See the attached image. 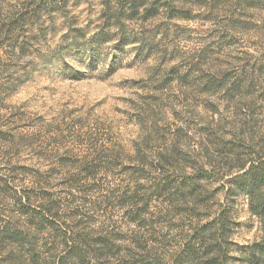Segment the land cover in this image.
<instances>
[{"label":"rangeland","instance_id":"obj_1","mask_svg":"<svg viewBox=\"0 0 264 264\" xmlns=\"http://www.w3.org/2000/svg\"><path fill=\"white\" fill-rule=\"evenodd\" d=\"M131 3L0 0V264H264V0Z\"/></svg>","mask_w":264,"mask_h":264},{"label":"trees","instance_id":"obj_2","mask_svg":"<svg viewBox=\"0 0 264 264\" xmlns=\"http://www.w3.org/2000/svg\"><path fill=\"white\" fill-rule=\"evenodd\" d=\"M131 2H132L131 9L135 10L139 8L140 5H144L146 0H131ZM139 168L140 170H142V172L145 171L144 167H139ZM238 168H239V171L241 172V174L239 175L240 178H245L247 176L248 178L250 177L249 180L245 181L246 189L248 190V199H249L250 209L253 213L258 215L260 219L264 222V159L259 160V161H256V160L249 161V162L244 161L238 164ZM141 177H145L144 174H142ZM26 199L30 202L33 199V197L28 195ZM35 200L38 202L37 206L43 209L42 211L43 217L31 215V217L35 219L36 225L44 224L45 221L52 222V220L54 219H51L50 217L61 218V214H63V212L65 211V209L63 208L47 206L45 204L46 198L44 197L35 196ZM47 213L50 214V217L49 216L47 217L46 215ZM133 214H134V217H132L131 220H134V221L136 220L137 222L138 219H136L135 215L140 216V213L135 212ZM64 235H65L64 239L67 245L77 244V240L85 239V237H83L82 235H78L77 233L74 235H71L68 232ZM195 240L198 243L200 242V244L206 246V248L209 247V244L207 245L206 237L204 233L199 234L195 238ZM211 245H213L212 252L214 253L217 252V249H218L217 245H215L214 243Z\"/></svg>","mask_w":264,"mask_h":264}]
</instances>
